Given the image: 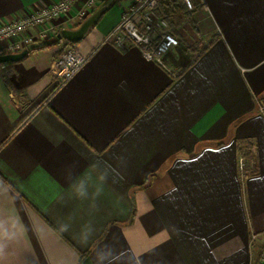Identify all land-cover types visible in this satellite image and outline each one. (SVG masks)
Listing matches in <instances>:
<instances>
[{
    "label": "crops",
    "instance_id": "1",
    "mask_svg": "<svg viewBox=\"0 0 264 264\" xmlns=\"http://www.w3.org/2000/svg\"><path fill=\"white\" fill-rule=\"evenodd\" d=\"M59 1L0 0V26ZM86 1L43 39L31 28L0 43V55L55 42ZM199 2L195 42L216 39L176 79L111 37L129 0H115L75 45L88 60L65 84L49 75L57 44L0 64V264H257L264 0ZM244 143L255 175L240 168Z\"/></svg>",
    "mask_w": 264,
    "mask_h": 264
},
{
    "label": "built area",
    "instance_id": "2",
    "mask_svg": "<svg viewBox=\"0 0 264 264\" xmlns=\"http://www.w3.org/2000/svg\"><path fill=\"white\" fill-rule=\"evenodd\" d=\"M78 1L61 0L19 20L3 24L0 26V43L13 40L31 28H42L38 34L39 37L42 39L47 37L50 31L54 30L49 25L59 18L69 16ZM129 1L131 2L130 7L124 12L111 37L114 38L118 46L124 48L127 43H130L140 48L146 59H155L162 65V55L177 44V39L172 36L167 24L155 17V12L159 6L158 0ZM182 1L189 10H193L199 0ZM97 4L98 0H87L85 10L76 16L77 19L85 20L86 13L94 8L96 9L99 6ZM59 42L61 43L63 40H59ZM11 49L20 51L22 47L20 44L15 43L11 46ZM87 60L88 57L75 48L52 61L49 75L59 84H65L82 70ZM11 97L15 99L16 95L13 94ZM258 112L264 117V101L258 102ZM239 164L240 168H243V159H239ZM254 238L256 239V236ZM257 264H264V250L260 254Z\"/></svg>",
    "mask_w": 264,
    "mask_h": 264
},
{
    "label": "trees",
    "instance_id": "3",
    "mask_svg": "<svg viewBox=\"0 0 264 264\" xmlns=\"http://www.w3.org/2000/svg\"><path fill=\"white\" fill-rule=\"evenodd\" d=\"M158 3L159 6L155 12L157 13V17L167 24L172 36L177 39L178 26L181 23L180 18H184L186 21H191L193 14L199 8L200 4L199 1L196 2L195 8L193 10H189L184 5L182 0H158ZM177 14L181 16L179 19L177 18ZM77 27L78 26H75V28ZM215 39L216 38L211 39L209 42L202 46H200L199 43L193 46H188L187 50L192 55V59L185 68H183L181 71L179 70L178 73H176L175 79L179 78L186 71V69L194 65L198 61V59L209 49ZM57 43H59L58 39H56L55 42H51L49 45H54ZM221 144L222 143H219V145ZM239 157L243 159V169L246 172H243L244 176L255 175L257 173L256 155L251 144L244 143L239 146ZM152 177L153 176H151V178ZM83 255L84 254H81V257H83Z\"/></svg>",
    "mask_w": 264,
    "mask_h": 264
},
{
    "label": "water",
    "instance_id": "4",
    "mask_svg": "<svg viewBox=\"0 0 264 264\" xmlns=\"http://www.w3.org/2000/svg\"><path fill=\"white\" fill-rule=\"evenodd\" d=\"M115 0H106L99 5L94 12H92L77 28L75 29H62L58 34V39L66 41L69 44H79L90 32L91 28L95 27L103 15L109 10ZM50 43H46V46ZM41 45L29 46L18 53H11L0 55V64L16 63L27 58L30 52L37 50Z\"/></svg>",
    "mask_w": 264,
    "mask_h": 264
},
{
    "label": "rangeland",
    "instance_id": "5",
    "mask_svg": "<svg viewBox=\"0 0 264 264\" xmlns=\"http://www.w3.org/2000/svg\"><path fill=\"white\" fill-rule=\"evenodd\" d=\"M100 1L101 0H98V5H100ZM96 6V7H97ZM95 9V8H94ZM94 9L91 10L89 13L87 12L86 13V18L92 13L94 12ZM156 17V16H155ZM181 16L179 14H177V18L179 19ZM85 18V19H86ZM157 18V17H156ZM159 19V18H157ZM181 19V23L180 25L178 26V39H177V44L175 46H172L170 49H168L167 52H165L163 55H162V65L167 69V70H170L172 72L176 71V73H178V71L182 70L181 68L184 67L185 64L188 63V61H190L192 59V55L189 53V51L187 50V47L188 46H193L195 44H200V46H202V42H199V41H196L195 42V37H194V26H193V22L192 20L191 21H186L184 18H180ZM84 19H77V23H76V26H79V24L83 21ZM160 20V19H159ZM171 33V32H170ZM184 35V37H183ZM184 38H187V42ZM48 40H50L48 38ZM185 40V41H184ZM181 42V43H180ZM57 45L59 46V49L61 51V55L65 52H68L70 50H73L75 49V45H71V44H67L65 41L63 42H59L57 43ZM185 46V48L183 49V47ZM179 49L181 48L180 50L182 51V55L183 57L181 58V60L176 64V66L174 65H168V63H166L165 61V58L163 59V57L165 55H167L168 53H170L171 51H175L174 49ZM179 50V51H180ZM176 52V51H175ZM143 54V53H142ZM144 56V55H143ZM145 58V57H144ZM146 59V58H145ZM149 60V59H147ZM149 61H155L156 63L160 64L159 62H157L155 59H151ZM166 63V64H165ZM161 65V64H160ZM178 67V68H177ZM176 76V75H175ZM175 78V77H174ZM264 101V100H263ZM264 118V117H263ZM257 238V237H256ZM264 250V246L262 247V250L260 251L261 253L263 252ZM258 263V262H257Z\"/></svg>",
    "mask_w": 264,
    "mask_h": 264
}]
</instances>
